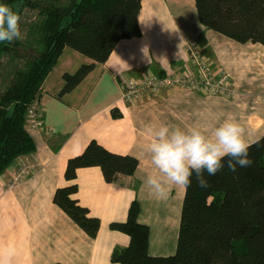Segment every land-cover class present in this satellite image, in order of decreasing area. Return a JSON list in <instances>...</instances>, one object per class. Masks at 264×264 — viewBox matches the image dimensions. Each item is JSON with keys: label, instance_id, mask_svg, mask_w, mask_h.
I'll return each instance as SVG.
<instances>
[{"label": "crops", "instance_id": "0c3cea01", "mask_svg": "<svg viewBox=\"0 0 264 264\" xmlns=\"http://www.w3.org/2000/svg\"><path fill=\"white\" fill-rule=\"evenodd\" d=\"M140 26V37L122 40L106 63L97 64L62 99L64 75L75 73L92 60L65 49L46 79L39 102L40 129L31 133L36 150L20 157L0 177V264H118L112 261L113 253L127 247L130 238L112 230L111 224L127 219L134 200L141 205L140 222L151 230L150 254L173 255L186 189L172 187L166 199H157L144 186L145 175L154 171L144 153L149 140L146 127L166 123L211 129L232 117L245 128L249 144L264 136V64L258 44H240L204 27L195 0H143ZM188 40L197 42L215 72L226 71L234 78L238 98L173 88L134 104L121 99L128 80L191 67ZM116 109L123 117L114 118ZM93 140L140 161L133 177L113 184L105 181L99 167L78 171L77 198L101 220L95 239L54 202L57 189L66 184L68 160L81 154ZM20 160L29 161L35 169L24 183L8 189Z\"/></svg>", "mask_w": 264, "mask_h": 264}, {"label": "trees", "instance_id": "16d2710c", "mask_svg": "<svg viewBox=\"0 0 264 264\" xmlns=\"http://www.w3.org/2000/svg\"><path fill=\"white\" fill-rule=\"evenodd\" d=\"M19 9H38L35 53L25 68L16 71L11 84L0 91V177L20 157L36 150L27 130L30 107L40 102L44 83L65 49L92 60L75 73L64 75L59 98L73 92L95 69L108 61L122 40L142 35L143 0H0ZM201 24L240 44L264 46V0H195ZM19 43H0V65L6 54L19 56ZM18 50V51H17ZM116 119L123 114L114 110ZM249 167L236 172L225 167L214 176L205 173L209 187L202 189L192 177L186 189L177 251L170 256L150 254V227L139 220L141 205L134 200L124 222L111 229L126 234L129 245L113 253L118 264H264V136L251 142ZM138 158L112 152L96 140L68 160L66 184L57 189L54 202L90 238L95 239L101 220L77 198L80 169L99 167L107 183L133 177ZM62 264V263H50Z\"/></svg>", "mask_w": 264, "mask_h": 264}, {"label": "clouds", "instance_id": "9594fccd", "mask_svg": "<svg viewBox=\"0 0 264 264\" xmlns=\"http://www.w3.org/2000/svg\"><path fill=\"white\" fill-rule=\"evenodd\" d=\"M22 22L19 9L0 3V43L24 40L26 30H22ZM145 132L149 140L144 153L154 171L145 175L143 184L157 199H166L172 187L187 189L193 175L200 188H208L205 173L216 175L225 167L226 157L227 168L232 172L253 163L245 128L232 117L211 129L201 126L182 128L162 123L147 126Z\"/></svg>", "mask_w": 264, "mask_h": 264}, {"label": "built area", "instance_id": "2783aa9c", "mask_svg": "<svg viewBox=\"0 0 264 264\" xmlns=\"http://www.w3.org/2000/svg\"><path fill=\"white\" fill-rule=\"evenodd\" d=\"M186 51L190 65L187 69L168 75L145 74L140 78L128 80L122 89L121 99L134 104L146 97L160 94L163 90L180 88L191 92H200L207 96L236 99L239 96L238 84L226 71L215 72L203 50L195 40L186 42ZM42 109L39 102L34 103L28 113L27 130L32 133L40 129ZM35 167L29 161H19L13 178L7 184L14 189L24 183Z\"/></svg>", "mask_w": 264, "mask_h": 264}, {"label": "rangeland", "instance_id": "374dc122", "mask_svg": "<svg viewBox=\"0 0 264 264\" xmlns=\"http://www.w3.org/2000/svg\"><path fill=\"white\" fill-rule=\"evenodd\" d=\"M34 2H38L42 5L47 4L50 0H33ZM23 22H22V30H26V37L24 40H16L19 43V56L16 54H6L0 65V91H3L7 88L11 82L13 81L14 75L16 71L25 68V64L27 62L28 56L30 54L35 53L33 47H38L36 43L37 38V25L42 20V16L38 9L26 8L23 13ZM227 38V37H226ZM260 59L264 64V46L258 44ZM17 50V51H18ZM240 73V70H238ZM238 77V75H236ZM238 79V78H236ZM264 91V90H263ZM178 246V242L176 244ZM177 251V250H176ZM174 252V254L176 253Z\"/></svg>", "mask_w": 264, "mask_h": 264}]
</instances>
